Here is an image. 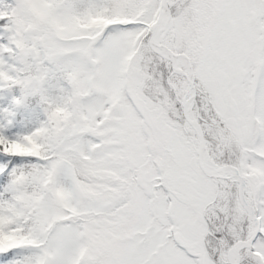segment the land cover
Wrapping results in <instances>:
<instances>
[{
  "label": "snow or ice",
  "instance_id": "obj_1",
  "mask_svg": "<svg viewBox=\"0 0 264 264\" xmlns=\"http://www.w3.org/2000/svg\"><path fill=\"white\" fill-rule=\"evenodd\" d=\"M0 264H264V0H0Z\"/></svg>",
  "mask_w": 264,
  "mask_h": 264
}]
</instances>
